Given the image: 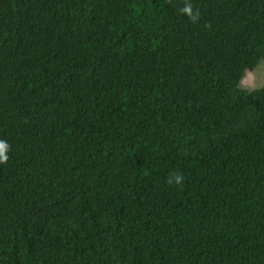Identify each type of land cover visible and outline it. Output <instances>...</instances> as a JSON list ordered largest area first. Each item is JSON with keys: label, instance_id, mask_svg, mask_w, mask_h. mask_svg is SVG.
Segmentation results:
<instances>
[{"label": "trees", "instance_id": "obj_1", "mask_svg": "<svg viewBox=\"0 0 264 264\" xmlns=\"http://www.w3.org/2000/svg\"><path fill=\"white\" fill-rule=\"evenodd\" d=\"M263 59L264 0H0V264H264Z\"/></svg>", "mask_w": 264, "mask_h": 264}, {"label": "rangeland", "instance_id": "obj_2", "mask_svg": "<svg viewBox=\"0 0 264 264\" xmlns=\"http://www.w3.org/2000/svg\"><path fill=\"white\" fill-rule=\"evenodd\" d=\"M242 86L250 90L264 87V59L261 60L255 69L246 73Z\"/></svg>", "mask_w": 264, "mask_h": 264}, {"label": "clouds", "instance_id": "obj_3", "mask_svg": "<svg viewBox=\"0 0 264 264\" xmlns=\"http://www.w3.org/2000/svg\"><path fill=\"white\" fill-rule=\"evenodd\" d=\"M183 11L185 13H187L189 16L192 15L190 5L185 7V9H183ZM8 150H9V145L7 144V142L0 140V164H4L8 161V159H9V157L7 155ZM182 179H183L182 176H175L174 177V180L177 184H179L182 181ZM169 182L171 183L172 181H169Z\"/></svg>", "mask_w": 264, "mask_h": 264}]
</instances>
